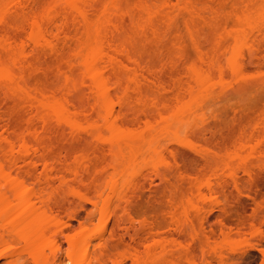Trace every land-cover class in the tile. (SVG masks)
I'll use <instances>...</instances> for the list:
<instances>
[{
	"label": "bare ground",
	"instance_id": "bare-ground-1",
	"mask_svg": "<svg viewBox=\"0 0 264 264\" xmlns=\"http://www.w3.org/2000/svg\"><path fill=\"white\" fill-rule=\"evenodd\" d=\"M171 2L173 0H0V247L10 244V241L23 242L27 249L32 251L39 245L38 252L44 264H68L69 261L72 264H108V258L112 254L115 257V251L125 246L132 251L131 264H188L189 260L212 264L214 260L222 258V253L216 248H207L215 237V229L207 234L203 227V230L196 233L193 223H178L174 226L177 233L173 235L170 229L167 231L171 233L166 236L163 235V230L171 228L170 223L157 224L155 221L156 224H153L152 221L147 225L141 222L138 225L141 227L136 225L137 228L134 216L129 217V226L127 220L119 214L123 210L126 211V216L129 215L131 204L143 196L141 189L149 186L156 194L158 180L165 184H169L173 179L179 180L187 161L192 165L205 162L206 166L214 162L208 155H202L201 160L195 156L187 157L177 148L165 143L167 137L168 140L170 137L171 142L183 145L180 135L185 129L188 134L197 128L200 129V135L204 136L203 133H206L202 130H206L205 124L200 128L198 122L203 121V110H206L205 105L208 106L206 103L216 98L218 93L210 86L214 83L211 84L213 79H196L190 67L202 66L206 70L205 77L214 73L222 78L228 73L242 76L241 74L247 73L248 66L256 70L264 69V63L259 56L261 52L258 54V49L255 50L254 46L253 49L251 42L247 41L249 35L244 37L245 40L240 37L241 41H246L243 47H250L249 63L243 62L244 59L241 62L236 61L240 56L239 52L235 59L238 65L235 73L228 60L221 65L223 53L225 52L223 57L227 54L226 48L229 44L231 48L234 45L232 42L234 43L236 29L234 31L233 28L231 33L232 29L229 28V37L224 34L231 42L222 38L223 33L218 30L221 33L218 41L211 42V39L208 40V32L203 35L206 25L203 24L202 17H207L208 9L211 11L208 17L214 16V8H208L209 4L204 0H178L189 6L185 10L163 7ZM200 3H203L202 6L207 5L204 11L200 8ZM257 8L256 5L254 10ZM249 9L247 23L243 25L247 24L244 32L253 33L251 38L254 31L262 33L264 25L261 24V7L255 11L253 8ZM222 14L226 18H222ZM218 15L217 18L221 15V20L225 19L223 24L228 25L229 16L225 12H219ZM230 17L234 19V15ZM181 19L183 23H180ZM219 22L215 27L208 29L211 32L219 29ZM179 23L187 26L185 29L188 36L190 35L196 60L191 56L189 59V55L187 57L180 48L182 30L179 29ZM240 25L241 23L239 27L244 28ZM221 28L223 29L222 24L220 30ZM237 31L235 33L238 34ZM236 38L240 39L238 35ZM209 43L212 44L210 50L206 49L210 47L206 45ZM235 45L238 47L236 42ZM215 46V49L212 48ZM211 49L223 50L222 53L214 52V58L218 57L217 60L211 57ZM172 51L182 52L181 56L176 57L175 63L170 56ZM147 54H152L155 58L152 60L150 58L153 56L149 55L148 62L149 59H145V55L148 58ZM185 75L187 77L184 79ZM129 86L133 89L130 95L136 97L132 103L127 102ZM224 88L226 90L227 87ZM225 90H219V98L228 93ZM106 134L112 137L108 138V154L105 150L96 149L93 152V160L89 158L87 162H80L82 164L78 165L76 157L72 164L71 159L76 152L87 146L92 139L100 142ZM68 136L75 142L74 146L61 147L58 140H66ZM125 143L129 146L130 153L132 150L133 157V152L141 153L149 146L147 153L156 155L159 160L153 158L152 172L142 175L144 182L139 184L140 191L139 185L134 182L138 186L136 192L129 186L133 191L131 196L124 193L128 188L120 192L118 180L107 182V177L110 176L107 168L103 167L104 171L99 169L101 165L98 166L99 161H102L101 164L104 162L102 165L110 159L111 162H119L117 158L122 155ZM168 154L172 161L166 158ZM260 154L264 156V150L260 151ZM143 159L146 158L142 157L141 160ZM124 160L127 161L123 159L121 163L125 162ZM133 160L131 166L134 171L137 166H133ZM159 163L171 164V167L158 168ZM132 168L130 167L131 170ZM139 171L136 170L135 173ZM141 179H135L137 184ZM255 180L252 181L256 182ZM187 183L192 186L194 182ZM84 187L95 191L99 199L109 191L107 196L111 197H107L106 203L108 199V203L110 202V198L112 201L113 196L117 198L118 211L115 209L117 212L113 215L115 225L109 243H103L102 240V243L95 244L96 247L88 239V242L83 243L84 236L80 234L82 232H76L77 229L69 223L76 218L78 209L73 198L82 195ZM94 200L92 203L97 207L99 201ZM108 203L106 205H110ZM102 212L105 213V219L102 213L101 220L108 221L109 215L106 211ZM63 213H67L68 222L62 220ZM220 224L225 228L226 224ZM120 229L124 233H119ZM60 239L67 244L66 255L63 256V247L59 246ZM112 239L115 240L114 246L110 243ZM183 240L190 242L187 246H182ZM175 241H179V248L171 246ZM80 242L83 244L80 245ZM52 244L57 250L54 251ZM50 245L53 247L49 256L44 249ZM199 249L202 251L201 259L197 254ZM119 251L117 250L116 254ZM2 258L5 257H0ZM113 264H116L115 261Z\"/></svg>",
	"mask_w": 264,
	"mask_h": 264
},
{
	"label": "rangeland",
	"instance_id": "rangeland-1",
	"mask_svg": "<svg viewBox=\"0 0 264 264\" xmlns=\"http://www.w3.org/2000/svg\"><path fill=\"white\" fill-rule=\"evenodd\" d=\"M204 1L208 2V4H209L208 8H210V6H212L210 9L212 10V8H214L213 11L218 12L217 15L219 14V12H222V13L225 12V14H227L230 18L228 21L229 23H227L228 25H226L227 26L226 27L223 24L225 19H224V21L221 20V15H220V17L218 18V21L221 20V23L219 22V24H220L219 29L217 28L214 32L213 31L211 32L208 29V26H206V32H205V28L203 26L202 28H204L203 30L205 32L203 35H206L208 32L207 36L210 37L209 39L208 38H206V39H208V40L211 39L210 40L211 42L212 41L214 42L216 40L218 41V39H219L218 37H220L221 33H223L222 34L223 36L221 35L222 38L223 37L226 38L224 35L225 33L227 34V32L230 33L231 31H232L231 33H233V28H234V31H235V29L237 31V28H238V31H237L238 34L235 33L236 31L234 32V43L232 42V44H234L232 46V48H235L237 50L238 54L240 52V56L238 55L239 57L237 58L236 61L241 62V60L243 61V59H244L243 62L246 61L247 64L249 63V56H250L249 50L250 49L248 50V48H250V47H248V48L243 47L246 45L245 44L246 41L245 42L241 41V38H243L242 40H245L244 37L249 35V37H248L249 39H247V41L251 42L250 44H252L253 49H254V47H255V50L258 49L256 51V52H258V54H259V52H261L259 56L261 58L262 63H264V47H261L262 46L261 43L264 40V30L262 31V33L260 32V34L256 31H254L255 32L254 35L257 33L260 36H258L256 34L255 36L253 35L254 38L253 37L250 38V35L252 36L253 33L249 34V32L248 33L244 32L247 28V24L243 25L245 29L241 25L240 26L242 28L235 26V25L239 26V24L241 23V20L237 19L238 16H241L242 14H244L245 20H247L246 19L248 17L247 15H249L247 11H248L249 7L253 8L252 10H254L255 6L257 5V7L259 8V9L258 8L257 9L260 10V7L264 3V0H253V1L252 0H210L211 2L209 0L208 1L204 0ZM225 3L227 6L225 5ZM202 4L200 3V8H203V11H204V9L207 8L206 7L207 5L202 6ZM249 5H251V6H249ZM233 6H235V7H233ZM246 6H248V7H246ZM221 8H223V9H221ZM240 8H241V11H239ZM217 9H218V11H217ZM257 9H255V10H257ZM219 10H221V11H219ZM235 10H236V12H235ZM208 11L209 12L206 11L208 13L207 17L211 14L210 13L211 11L209 9H208ZM216 12H214L215 15H216ZM242 12H244V13H242ZM207 13H205V14H207ZM237 13H239V14L236 15ZM223 15L224 14H222V18L225 16V15L224 16ZM232 15H234V19H231L230 16H232ZM244 15H242L243 18H244ZM180 18L185 20L183 17H180ZM224 18H226V17H224ZM182 19H181V21L179 20L180 23L181 22L183 23ZM234 21H236V22H234ZM184 22H186V21H184ZM180 23L178 24L180 27L179 28L180 31L182 30L181 31L182 34L180 33V38H181L180 40L182 41V42H180V44H181L180 48L183 50L184 54L187 57L189 55V57L191 56L192 59L196 60V54L194 53L195 50L193 49L194 47L192 48V46H193L191 43L192 41L190 42L191 39L189 38L190 35L188 36V33L186 31L187 26L184 27L185 24L183 25ZM203 24L205 25V23H203ZM221 24H222V27L224 30L222 28H221L222 30H220ZM199 25H200V27L202 26V24H199ZM229 28L232 30H230ZM227 29H228V31H225ZM217 30L220 32L222 31V32L219 33ZM229 30H230V32H229ZM216 31H217V34H219V35L216 34ZM240 33H242V34H240ZM230 34H229V36H231ZM236 34L238 35L239 38L241 37L239 39L241 41V43H240L241 46L238 45L240 41L236 38L237 37ZM261 34L263 36H261ZM226 36H228V34ZM227 40H229V39H227ZM235 42L237 43L238 47L235 45ZM258 44L259 45L261 44V45L258 46ZM206 45H210L209 48L208 47L206 48V49L210 50L212 44L209 43ZM230 45L231 44H229V47H227L229 49L226 48L227 54L225 55V58L227 56L231 55V53H232V48L230 47ZM248 45L249 44H247V46ZM216 46L212 47V48L215 49ZM249 46H251V45H249ZM223 50L225 51V48ZM223 50L218 51V49H216L215 50L216 52L212 50L211 53L213 52L212 53L213 56H212V54H210V55H211V57H213V59H215L216 57L214 58V56H215L214 52L217 53V51H218L219 53H222ZM228 50H229V52H228ZM208 51H206V52H208ZM209 53H210V51H209ZM218 54L216 56H218ZM224 54H225V52L223 53V55ZM149 55H152V54H149ZM149 55H148V58L145 55V57H146L145 59L147 61L150 58ZM223 55H222V57H223ZM220 56H221V54H220ZM191 57L189 59H191ZM236 57H235V59H236ZM153 58H155V57L153 56L150 59L153 60ZM217 58L215 60H217ZM150 59L148 62H150ZM193 61H191V62H193ZM224 61L226 62L227 58L224 59ZM225 67H226V65H225ZM158 68H159V65L157 67V70H158ZM246 72L247 73H245L244 75L241 74L242 76L238 75L241 77V79H240V77L238 79L237 75L233 76V75H231V73H228L223 78L218 74L214 75L215 79H213L212 82L210 81L211 84L214 82L213 83L214 86H212L213 84L210 86L213 88V90H215V91L217 90L216 92L218 94H217L216 98L210 99L209 102H207L208 100L206 101L207 102L206 104L208 106L205 105L206 110H203V112L205 114V115L203 114L204 115L203 121L198 122V124L201 125V127L199 126L200 128H202V124L203 125L205 124L204 127H206V130L202 129L203 131L206 132V133H203L204 136H202V134L200 135V133H199L200 129L197 128V129H195L197 132L195 130H193V131H191V133L189 132V134H188L187 129H185L181 133L180 136H182L181 138L183 140V145H181L182 143L179 144V143H175L174 141L171 142L170 137H169V140H168V137L166 139L167 141L165 143L167 145L169 144L168 146L171 145L174 148H177V150L182 152L184 155L186 154L187 157L190 155L189 157L195 156V158L197 157V159L198 158L200 159L202 155H208L210 158L214 159V162L211 164L212 166L211 165L206 166L205 162H202L201 164H198V165H192V164H190V162L187 161L185 163L186 165L183 166V169H184V170H182L183 175L181 174V176L183 178L180 176V179L182 178L180 180L178 177V179L180 181L173 179L174 181L172 180L169 184L168 183H166V184L161 183L158 180L157 185L155 187V190H157V191H155L156 192V194H155L150 189L149 186H147V188L141 189V187L139 185L142 181L144 182L142 175L152 172L153 164H151V163L154 162V159L157 160L156 155H154V154L149 155L147 153L146 150H148L149 146L145 147V149L141 152L142 154L141 153L137 154L135 152L136 153V155H135V153L133 152V155H134V157H133L131 155L132 150L130 153V150H128L130 148H129V146L127 147V144L125 143L123 146L125 148L122 149L123 150L122 155H124L123 158L121 157L122 155H120V158H117V160L119 162H117L116 160H115L116 163L114 161L111 162L112 159H110L111 161L109 160V161H107V163L102 165L104 162L101 164L102 161H99L98 166L101 165L99 169L100 170L104 169V171H105V168H107V170L109 172L108 176L109 175L110 176L107 177L106 181L108 182L112 179L114 181L118 180L119 186H120V188H119L120 192H122V190L124 191L125 189L128 188V190L127 191L125 190L124 193L128 194L127 196H131L132 192L133 191L136 192L138 189V186H136V185H139V187H140L139 191L141 189V192H143L142 193L143 196L140 197L141 199L138 198L137 200H134L137 203L133 202L131 204V207L129 209H130V212H132V213H130L128 211V213H129V215L127 214L128 218H127L126 213H125L126 211L122 210V212L119 213L120 217H123V218H125V220H127L126 221L128 223L127 225H129V222L131 221V219L129 221V217L134 216L133 219L135 220V223L134 222H132V223L135 224V227H137L141 222H143L145 224L147 223V225H150V222H152V221H154L153 224H156V223L160 224V222L161 223L162 222L170 223V225L172 227L165 229V231H167V230L170 231V229H171L172 233H174L173 235H175V233H177V231L175 232L176 228L174 226H175V224H178V223L179 224L183 223L184 225L193 223L196 227V230H195L196 233H199L201 230H203V227H204L205 233H207V234H210L212 229L213 230L215 229V231H214L215 237L210 242V245L207 248H216L217 251L222 253V258L218 259V260H214V261L219 262L221 260H230L234 256L237 255L238 250L243 249L244 254L240 258L245 260L247 262V264H264V254H262L258 248H256V247L246 248V245L249 244L254 239L257 240V242H259L258 233H259V229H260V224L262 222H264V216L261 215V213L264 212V206H262V202H264V185H263L264 184V176H263L264 175V156H260L261 155L260 151L264 150V148H263L264 147V69L256 70L254 67L248 66V70ZM186 77L187 76L185 75L184 79ZM248 78H249V80H247ZM219 79H221V80H219ZM245 79L247 82L245 81ZM219 87L221 89H219ZM224 87H227L226 88L227 91L225 90ZM222 89H224L225 92H228V93L224 97L219 98L218 95L222 92ZM144 131H146V130H144ZM144 131H142V132H144ZM194 133H196V134H194ZM108 138L111 139L112 137L110 138V135L106 134V135H104V137L101 138L100 142L96 139L90 140V143L87 146H85L83 149L76 152V154H75L76 156L75 155H74V157L72 156V159H73V160L71 159L72 164H74V161H75L74 158H76V157L78 159L76 161L78 165L80 162H82V163H84L85 161L87 162L89 160V158L91 160H93L94 159L93 158L94 157L93 152L96 149L105 150V151H107L106 153L108 154L109 153V151H108L109 150V143H110L109 142L110 140ZM68 139L70 140L71 137L68 136L66 138V140H68ZM66 140L60 139V140H58V144L61 147L63 146L64 148H65V146H68L66 148H70V147L74 146L73 144H75V142L73 140L72 141L70 140L71 144H70L69 140L68 141H66ZM85 148H86V150H85ZM254 150H255V153H254ZM128 151L130 154L128 153ZM145 153H147V154H145ZM129 155H130V157H129ZM131 156H132V158H131ZM167 156H166V158L169 159V161H172L171 156L169 154ZM80 157H82V158L80 159ZM142 157L143 158L145 157L146 159L141 160ZM85 158H87V159H85ZM123 159H127V161L124 160L125 162L121 163V161H123ZM132 159H134L133 164L135 162V165H133V166H137V167H135L134 171H133L134 167L132 168V166H131L132 165V163H131ZM136 159H137V161H136ZM250 159H252V160H250ZM232 160H234V161H232ZM260 160H261V162H260ZM157 161H159V160H157ZM76 162H75V164H76ZM82 163H80V164H82ZM113 163H114V166H113ZM128 163H129V165H128ZM139 163H140V165H139ZM249 164H251L252 166ZM115 165H116V167H115ZM165 166H166L165 163H163V164L161 163L160 168L165 169ZM249 166H250V168H249ZM103 167H105V168H103ZM114 167H115V170L113 169ZM130 167L132 168V170L130 169ZM189 167H190V169H189ZM246 167H248V168H246ZM252 168H253V170H252ZM136 170L137 171L140 170L141 173L144 172V170H145V172L142 174L140 173V171L135 173ZM246 170H248V171H246ZM124 171H125V174L127 175L126 177L124 176L125 174H123ZM188 171H189V173H188ZM133 173H135V174L132 175ZM201 174H202V176H201ZM136 175H138V177ZM133 176H135V177H133ZM139 176H140V178H139ZM185 176H186V178L184 179ZM141 177H142V179H141ZM190 177L192 178V180ZM135 179L136 180L141 179V180L138 181V184H137ZM185 180H186V182L184 183ZM252 180H255L256 182H254ZM91 181H92V179H90V182ZM187 181L188 182L193 181L195 183V184L193 183L194 187H193V185L192 186L190 185L191 186V189H190V186H188ZM131 182H132V184H130ZM134 185L136 186V188ZM195 185H196V188H195ZM129 186L133 191L129 188ZM134 188H135V190H134ZM82 193H83L82 195H79V196L73 198L75 200V203L77 202L76 205H77L78 209L76 210V212H77L76 218L72 221H69V223L75 227V230L77 229L76 232H82L80 234L82 236H84V238L82 237L84 240V241L82 240L83 243L84 242L86 243V241L88 242V240H89V242H92V244L94 243L93 244L94 246H95V244L97 245L100 242L102 243V240L104 241L103 243H105V241H107L109 243V238L111 240V237H112V236L110 237V235L112 234V228H114V225H115V222H114L115 219L113 218L115 216H113V215H115L114 212L118 211L117 210V208H118L117 198H115L113 196L112 201L110 198V202H109L110 205H106L109 201V199H108V201L106 203L107 197L108 198L111 197V195L107 196L109 191L107 192V194L104 195L103 198H100V199L97 197L99 195H97V193L95 191L91 190L88 187L82 188ZM85 196H86V198H85ZM113 199H114V202H113ZM93 200H94V202L99 201L97 204L99 206V207L97 206L98 208L94 207V205L92 203ZM20 201H21V199L18 202H20ZM111 203H115V205L113 204L114 205L113 206ZM125 204L126 203H124L123 205L126 206ZM203 207H204V209H203ZM200 208H201V210H200ZM102 211H106L107 215H109L108 221H107V219L104 221L105 213H103ZM102 213H103V217H104V219H102V220L104 222L107 221L106 223L102 222V220H101V218H103ZM123 214L126 217H124ZM132 217H130V218H132ZM61 218L64 222L65 221L68 222V220H69L67 218V213H63L61 215ZM106 218H107V216H106ZM133 219H132V221H133ZM155 221H156V223H155ZM132 223H131V225H133ZM220 223H223L222 225L226 224L225 228L221 227ZM203 224H204V226H203ZM220 227L223 228V230ZM254 228H255L256 234H254V232H253ZM120 230H119V233H124L123 230H121L122 232ZM221 230L223 231V233L221 232ZM165 231L163 230L164 233L163 232L162 233H163V235L166 234V236H167L168 235L167 233H169V232L168 231L165 232ZM166 236H164V237H166ZM176 236H178V234H176ZM101 238H103V239H101ZM104 239H107V240H104ZM60 240H61V242H60V244L59 243L58 244H59V246L61 245V247H63L64 253L61 254V256H63V255H66L65 249L67 248V244L65 242H63L64 241L63 239H60ZM117 240H119V238ZM127 240L129 241V238H127ZM113 241H115V240L112 239V242L110 241V243H112L111 245L114 246L115 242H113ZM62 242H63V245H62ZM189 242H190V240H187L186 242H185V240H183L182 246H187L189 244ZM83 243L80 242V245H82ZM116 243H117V241H116ZM178 243H179V241H175V242L171 243L172 245L171 244L170 245L177 247ZM92 244H90V245H92ZM52 245L47 246L44 249V252L46 254H49V256H50V254H52V252H51L52 248L51 247L54 246V245L53 246ZM90 245H89V248L91 250V247L93 245L92 246H90ZM179 245H181V244H179ZM4 246H12V250H11V252H9L7 254V258L5 257V258L0 259V264H22L23 262L28 263L31 260V256H32L31 254L34 251H38V249H39V245H38V246L34 247L32 251H30L27 249V247L24 245L23 242H11L10 241V244L8 243ZM4 246H2V247H4ZM120 247H122V246H120ZM125 247L124 248L122 247L123 249L121 248V250L117 249L118 251L120 250L119 253L117 252V254H116L117 250L116 251L114 250L115 251V257H113L114 255L112 254V252H110L112 254V255L110 254L111 255L110 257H113V258H112V260H109V259H111L110 257L108 258V260L110 261L109 262L107 260L108 264H113L114 261L116 264H118L119 262H121V264H124V262H125V264H131L132 263V261H131L132 251L129 250L128 248H125ZM179 247H177V248H179ZM53 248H54V251L57 250V249H55V246ZM159 248H161V247H159ZM114 249H116V248H114ZM93 250L94 249H92L91 251H93ZM111 250L112 249H110V251ZM61 251H62V248H61ZM197 254L199 256V259H201L202 251L200 249L198 250ZM113 259H115V260H113Z\"/></svg>",
	"mask_w": 264,
	"mask_h": 264
},
{
	"label": "snow or ice",
	"instance_id": "snow-or-ice-1",
	"mask_svg": "<svg viewBox=\"0 0 264 264\" xmlns=\"http://www.w3.org/2000/svg\"><path fill=\"white\" fill-rule=\"evenodd\" d=\"M163 7L168 8V9H181V10H185L187 9L189 6L185 5L183 3L178 2V0H173V2L164 5ZM261 24L264 25V4L261 5ZM180 13H177V16H179ZM237 19L241 20V25H243V23H246L247 21L245 20V18L243 17H237ZM203 22L205 23L206 26L208 27H215L216 24L219 22L217 16H212V17H202ZM239 27V26H238ZM264 30V29H262ZM230 43V42H229ZM175 46V42H173V47ZM221 47H223V45H221ZM262 47H264V43H262ZM182 52H178V51H172L170 52V56L173 59V63H175L176 57L181 56ZM238 55V52L235 48L232 49V53L231 55L227 56V60H228V64L231 67L232 71L235 73L237 70L238 65L235 62V57ZM224 59L225 57L221 58V65H223L224 63ZM185 63H187V61H185ZM223 67L221 68V71L223 72ZM190 71L192 72L193 76L196 79H200V78H205V80H210V79H214V73H212L211 75L205 77L204 73L206 70H204L202 68V66H192L190 67ZM128 93L129 95L127 96V102L132 103L133 101L136 100V97L131 96L130 93L131 91H133L132 87L129 86L128 88ZM119 95V92H118ZM101 115H103L101 113ZM157 167L160 168L161 164H157ZM166 167H171V164L166 165ZM262 206H264V202H262ZM262 216H264V212L261 213ZM254 234L255 233V228L253 229ZM258 240L259 242H257V240H252L249 244L246 245V248H253L256 247L260 250V252L262 254H264V222H262L260 224V229H259V233H258ZM12 250V246H4V247H0V257H6L7 258V254L9 252H11ZM244 254V250H238L237 255L234 256L232 259L230 260H221L219 262L217 261H213L212 264H247V262L245 260H243L242 257ZM28 264H44V262L40 259V253L38 251L34 252L32 254V259L30 262H28ZM68 264H72L71 261L68 262ZM188 264H202L201 261L199 260H189Z\"/></svg>",
	"mask_w": 264,
	"mask_h": 264
}]
</instances>
